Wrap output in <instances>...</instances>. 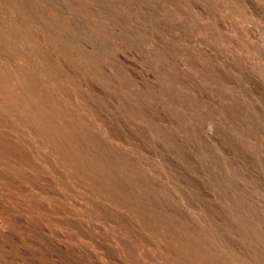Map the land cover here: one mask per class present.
<instances>
[{
    "label": "rangeland",
    "instance_id": "rangeland-1",
    "mask_svg": "<svg viewBox=\"0 0 264 264\" xmlns=\"http://www.w3.org/2000/svg\"><path fill=\"white\" fill-rule=\"evenodd\" d=\"M0 264H264V0H0Z\"/></svg>",
    "mask_w": 264,
    "mask_h": 264
}]
</instances>
